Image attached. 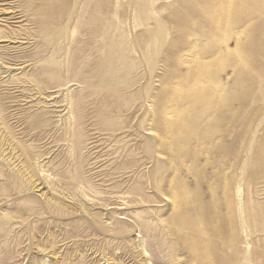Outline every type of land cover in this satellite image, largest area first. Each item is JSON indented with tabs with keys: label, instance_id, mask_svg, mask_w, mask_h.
Listing matches in <instances>:
<instances>
[{
	"label": "rangeland",
	"instance_id": "rangeland-1",
	"mask_svg": "<svg viewBox=\"0 0 264 264\" xmlns=\"http://www.w3.org/2000/svg\"><path fill=\"white\" fill-rule=\"evenodd\" d=\"M55 4L0 17V264H264V0Z\"/></svg>",
	"mask_w": 264,
	"mask_h": 264
},
{
	"label": "bare ground",
	"instance_id": "bare-ground-1",
	"mask_svg": "<svg viewBox=\"0 0 264 264\" xmlns=\"http://www.w3.org/2000/svg\"><path fill=\"white\" fill-rule=\"evenodd\" d=\"M56 1L57 0H52V2L48 4V0H47L46 1V5H44V4L38 5L37 4V6L33 7L34 9L32 11H34V12H32V13H30L26 8H23V7H21L23 9L22 11L21 10H17V12L15 11V12H12V13H10V12L9 13H4V11L0 9V17L3 14H5V15L8 14V15H10V17L12 16L11 17L12 20H16L18 18H23V14H25L27 16V13H29L30 15H34V18L29 19L30 23L32 25H36L37 26V25H39V23L41 21H43L40 16L42 15V13L44 14V12H43L44 11V8L47 7V8H45V12L48 15V19H45L44 21L47 24H49L50 27H51V25L52 26L55 25L56 20H57V12L58 11L55 10V6H56L55 3H56ZM7 2H9V0H0V4L7 3ZM0 6H5V5H0ZM48 9H49V11H48ZM83 11H84V15H86L87 14V11H88V9H87L86 6L84 7V10ZM17 15H21V17H18ZM29 21H27V22L29 23ZM50 36H51L50 31H48V33L46 31H42V32L37 31L36 33L30 31V32H27V35H26V37L28 38V40H34V42H38L40 44H45L47 42L49 43L51 41V37H52V36L51 37ZM46 71H48V70H46Z\"/></svg>",
	"mask_w": 264,
	"mask_h": 264
}]
</instances>
